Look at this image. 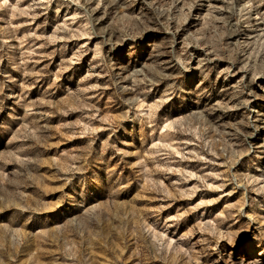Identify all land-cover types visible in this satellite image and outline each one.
Here are the masks:
<instances>
[{
    "label": "rangeland",
    "instance_id": "374dc122",
    "mask_svg": "<svg viewBox=\"0 0 264 264\" xmlns=\"http://www.w3.org/2000/svg\"><path fill=\"white\" fill-rule=\"evenodd\" d=\"M262 28L264 0H0V264H264Z\"/></svg>",
    "mask_w": 264,
    "mask_h": 264
},
{
    "label": "bare ground",
    "instance_id": "6f19581e",
    "mask_svg": "<svg viewBox=\"0 0 264 264\" xmlns=\"http://www.w3.org/2000/svg\"><path fill=\"white\" fill-rule=\"evenodd\" d=\"M249 8V7H248ZM257 14V13H256ZM258 14H259V12H258ZM256 20V19H255ZM262 29H264V28H262ZM262 33V32H261ZM258 34V33H257ZM260 34V33H259ZM257 36H259V35H257ZM261 36V35H260ZM239 71V70H238ZM243 72V71H242ZM241 72V73H242ZM236 73V72H235ZM234 72H233V74H235ZM241 73H238V76H241L240 77V79L242 80V81H244L243 80V78L244 77H246V74L244 75V74H241ZM237 76V77H238ZM261 76V74L259 75V76H256L254 79H252L251 81H250V85H249V87H250V91H251V98H249L250 99V103H253L255 106H256V108H259V109H261L259 112H258V114H260L262 111H263V108H264V82L262 81V77H264V75L262 76V77H260ZM239 79V80H240ZM239 80H238V82H239ZM233 82V81H232ZM237 82V83H238ZM249 82V81H248ZM244 83V82H243ZM239 84V83H238ZM240 84H241V82H240ZM247 87V86H246ZM249 87H248V89H249ZM245 88V87H244ZM246 89V88H245ZM244 90V89H243ZM244 92V91H243ZM246 93V92H245ZM244 93V94H245ZM250 93V92H249ZM247 102H248V100H246ZM249 103V104H250ZM244 105H246V104H244ZM243 105V107H245ZM247 110V109H246ZM249 110V109H248ZM250 111V110H249ZM252 111V110H251ZM250 111V112H251ZM253 112V114H254V111H252ZM251 112V113H252ZM264 112V111H263ZM257 114V115H258ZM252 115V114H251ZM262 116H264L263 114H261ZM256 128V127H255ZM257 129V128H256ZM259 129V128H258ZM263 130V129H262ZM263 144H264V142H263Z\"/></svg>",
    "mask_w": 264,
    "mask_h": 264
}]
</instances>
